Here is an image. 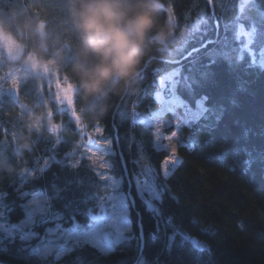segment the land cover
Wrapping results in <instances>:
<instances>
[{"label": "trees", "instance_id": "trees-1", "mask_svg": "<svg viewBox=\"0 0 264 264\" xmlns=\"http://www.w3.org/2000/svg\"><path fill=\"white\" fill-rule=\"evenodd\" d=\"M211 1L212 12L206 0H0V31L74 87L72 113L39 101L35 77L0 92V212L17 224L47 198L31 215L36 237L0 231V264H264V0ZM123 29L133 51L122 57L112 36ZM176 67L177 91L190 105L203 97V114L162 131L133 122V109L156 112V80ZM93 128L131 196V229L108 252L73 244L41 258L45 230L89 228L108 191L79 147Z\"/></svg>", "mask_w": 264, "mask_h": 264}, {"label": "rangeland", "instance_id": "rangeland-1", "mask_svg": "<svg viewBox=\"0 0 264 264\" xmlns=\"http://www.w3.org/2000/svg\"><path fill=\"white\" fill-rule=\"evenodd\" d=\"M240 8L248 4L249 0H239ZM225 8L229 2H221ZM243 27V26H242ZM240 29L244 45L250 43V33L244 27ZM125 29L119 30V34L112 36V42L120 50L121 56H129L132 47H121L122 37L120 34ZM161 36V34H160ZM0 63L3 67V78L0 80V92L15 96L18 86L28 78L35 77L39 81V101L46 102L48 99L55 102L56 109L73 112L74 87L60 79L51 62H43L30 55H23V47L16 43L9 35L0 31ZM180 68H172L159 76L156 80L158 90L155 98L159 104L152 117H145L144 125L150 124L157 131L169 125L179 127L181 124L191 125L205 111L203 97L197 99L193 105L185 101L177 91L180 84ZM47 107L48 104L46 103ZM47 122H51V115L46 116ZM131 120L134 121L131 115ZM140 123H143L141 122ZM83 155L92 163L101 168V178L104 179L108 191L99 199L98 207L91 214L94 222L87 229H83L77 223L67 227L60 222L54 223L53 227L45 230V235L39 237L40 247L37 249L39 257H60L68 251L73 244H89L102 252L110 251L116 244L127 237L131 229L128 218L127 195L120 191V181L113 178L109 173L110 168L108 155L112 152L111 143L101 136L99 128H93L80 143ZM148 168V166H147ZM148 170V169H147ZM134 180L138 185L136 175ZM138 187V186H137ZM139 188V187H138ZM47 198L37 194L28 201L30 215L20 223L8 224L0 212V231L6 236L20 234L22 239H31L34 235L32 214L44 213ZM149 208L151 206L148 204Z\"/></svg>", "mask_w": 264, "mask_h": 264}, {"label": "water", "instance_id": "water-1", "mask_svg": "<svg viewBox=\"0 0 264 264\" xmlns=\"http://www.w3.org/2000/svg\"><path fill=\"white\" fill-rule=\"evenodd\" d=\"M207 1V3L209 4V6H210V9H211V12H212V6H213V4H212V1L211 0H206ZM122 44V46H124V47H127L128 46V44L127 43H121ZM122 165H123V169L125 170V166H124V163H123V160H122ZM127 183H128V189L130 188V185H129V181L127 180ZM127 195H128V198H129V200H132L131 199V196H130V194H129V192L127 191ZM139 227V238H140V243L142 242V233H141V228H140V226H138Z\"/></svg>", "mask_w": 264, "mask_h": 264}, {"label": "built area", "instance_id": "built-area-1", "mask_svg": "<svg viewBox=\"0 0 264 264\" xmlns=\"http://www.w3.org/2000/svg\"><path fill=\"white\" fill-rule=\"evenodd\" d=\"M131 115L133 116V119H134L133 122L139 123L141 120L139 122L135 121V119H138L139 117L142 118L143 121L145 120V117L143 115H141L138 111L134 110V109L131 110ZM143 121H141V122H143Z\"/></svg>", "mask_w": 264, "mask_h": 264}, {"label": "bare ground", "instance_id": "bare-ground-1", "mask_svg": "<svg viewBox=\"0 0 264 264\" xmlns=\"http://www.w3.org/2000/svg\"><path fill=\"white\" fill-rule=\"evenodd\" d=\"M140 119H142V118H140ZM143 120V119H142Z\"/></svg>", "mask_w": 264, "mask_h": 264}]
</instances>
